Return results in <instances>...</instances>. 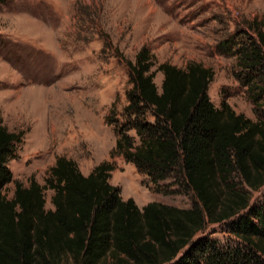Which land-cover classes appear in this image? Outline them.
I'll use <instances>...</instances> for the list:
<instances>
[{"label": "trees", "instance_id": "16d2710c", "mask_svg": "<svg viewBox=\"0 0 264 264\" xmlns=\"http://www.w3.org/2000/svg\"><path fill=\"white\" fill-rule=\"evenodd\" d=\"M8 1L0 0V10ZM256 30L259 39L233 54L259 102L264 32ZM232 44L224 41L226 53ZM128 65L126 122L112 155L159 187L174 178L194 192L192 208L152 202L141 210L110 183L115 165L103 162L85 176L65 157L57 158L44 185L15 181L9 198L8 164L24 133L0 124V264H264V194L253 201L264 187V120L238 114L225 100L216 107L209 95L215 72L200 63L158 65L161 93L150 49L144 46ZM46 190L54 192V209H46ZM214 225L219 229L207 232ZM217 232L228 235L213 238Z\"/></svg>", "mask_w": 264, "mask_h": 264}, {"label": "rangeland", "instance_id": "374dc122", "mask_svg": "<svg viewBox=\"0 0 264 264\" xmlns=\"http://www.w3.org/2000/svg\"><path fill=\"white\" fill-rule=\"evenodd\" d=\"M253 27L264 32V0H9L0 10V124L24 136L8 164L13 182L4 193L13 197L15 181L44 185L65 157L85 176L103 162L115 165L110 183L141 210L152 202L192 208L194 192L174 178L159 187L112 155L126 122L128 63L144 46L155 57L152 71L162 63L182 69L200 63L215 72L209 95L216 107L225 100L238 114L264 120V98L254 102L233 54L259 39ZM226 40L234 43L229 53ZM155 73L161 93L164 74ZM129 134L138 144L136 133ZM44 194L46 209H54V192ZM263 194L264 187L253 201Z\"/></svg>", "mask_w": 264, "mask_h": 264}]
</instances>
